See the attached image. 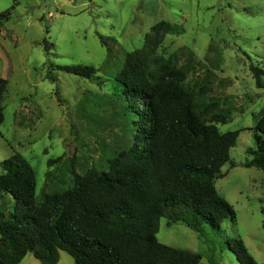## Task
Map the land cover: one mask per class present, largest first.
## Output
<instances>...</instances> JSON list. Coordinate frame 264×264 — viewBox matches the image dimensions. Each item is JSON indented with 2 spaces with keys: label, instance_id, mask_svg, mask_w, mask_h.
Returning a JSON list of instances; mask_svg holds the SVG:
<instances>
[{
  "label": "rangeland",
  "instance_id": "obj_1",
  "mask_svg": "<svg viewBox=\"0 0 264 264\" xmlns=\"http://www.w3.org/2000/svg\"><path fill=\"white\" fill-rule=\"evenodd\" d=\"M6 9L9 17L0 22V76L7 80L0 161L15 152L26 158L38 201L43 190L59 192L73 184L67 170L72 160L89 164L94 148L112 144L120 131L107 116L115 93L114 62L140 47L154 34L152 25L165 20L179 32L160 33L154 54L180 68L201 100L228 111L226 122L217 123L221 132L240 131L223 174L214 178L235 217L204 235L161 217L156 237L199 252L196 264H237L221 242L241 239L264 264V171L246 165L252 157L248 149L255 147L254 125L264 112V88L255 85L249 69L252 63L264 70V0H0V12ZM75 64L96 72L85 78L57 68ZM261 80L264 84V75ZM82 100L85 116L78 107ZM58 156L63 158L47 164ZM8 201L0 196L3 208ZM19 263L41 264L32 253ZM57 264L74 260L60 250Z\"/></svg>",
  "mask_w": 264,
  "mask_h": 264
},
{
  "label": "trees",
  "instance_id": "obj_2",
  "mask_svg": "<svg viewBox=\"0 0 264 264\" xmlns=\"http://www.w3.org/2000/svg\"><path fill=\"white\" fill-rule=\"evenodd\" d=\"M9 14V9L1 11L0 22ZM151 28L154 34H147L140 47L114 62L115 93L107 116L119 133L109 147L92 150L89 164L88 159L70 162V187L43 190L38 201L26 158L15 152L0 161V196L9 197L7 207L0 206V264H17L27 253L41 264H57L60 250L74 264H196L199 252L157 239L160 218L204 235L235 217L214 178L223 174L240 130L221 132L217 123L226 122L228 111L201 100L180 68L154 54L160 33L179 32V27L160 20ZM57 68L85 78L96 72L91 65ZM249 69L255 85L264 88V70L252 63ZM6 87L0 76V124ZM78 107L85 116L87 102ZM254 130L255 147L248 149L252 157L246 165L264 171V112ZM221 243L237 264H258L241 239Z\"/></svg>",
  "mask_w": 264,
  "mask_h": 264
},
{
  "label": "crops",
  "instance_id": "obj_3",
  "mask_svg": "<svg viewBox=\"0 0 264 264\" xmlns=\"http://www.w3.org/2000/svg\"><path fill=\"white\" fill-rule=\"evenodd\" d=\"M18 264H20V263H18Z\"/></svg>",
  "mask_w": 264,
  "mask_h": 264
}]
</instances>
